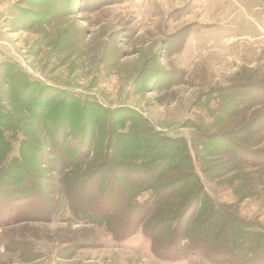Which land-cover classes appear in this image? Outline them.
Instances as JSON below:
<instances>
[{
    "label": "rangeland",
    "instance_id": "obj_1",
    "mask_svg": "<svg viewBox=\"0 0 264 264\" xmlns=\"http://www.w3.org/2000/svg\"><path fill=\"white\" fill-rule=\"evenodd\" d=\"M243 98L264 101V0H0V110L22 119V129L33 127L45 152L54 151L43 138L51 125L59 133L70 129L63 124L70 111L56 108L63 101L94 103L116 121L135 113L170 137L191 139L199 126L210 135L232 129L220 113ZM262 104L248 114L254 121L261 115L258 123L243 129H264ZM85 108L72 114L80 121L68 131L73 137L93 131L84 121L101 116ZM10 144L18 150L19 142ZM37 174L44 193L56 186L57 175ZM228 177L204 185L232 204L238 199ZM3 197L0 264H199L160 261L140 233L116 240L106 227L77 224L70 214L61 222L27 221L31 208L21 206L27 202ZM240 210L264 224V191Z\"/></svg>",
    "mask_w": 264,
    "mask_h": 264
},
{
    "label": "trees",
    "instance_id": "obj_2",
    "mask_svg": "<svg viewBox=\"0 0 264 264\" xmlns=\"http://www.w3.org/2000/svg\"><path fill=\"white\" fill-rule=\"evenodd\" d=\"M249 100L243 98L233 111L220 113L232 129L210 135L208 127L199 126L191 139L170 137L135 113L116 121L94 103L66 106L63 101L56 108L61 113L70 111L63 120L69 132L80 126L79 120L71 118L77 110L81 113L80 108L94 107L101 116L90 125L84 121L82 127L93 125V131L86 128L74 137L51 125L43 137L54 149L48 152L37 147L39 137L33 127L22 129L26 126L22 119L1 109L0 194L9 201L27 202L21 205L31 208L27 221L61 222L70 214L77 224L106 227L116 240L140 233L160 261L264 264V224L244 219L240 210L246 199L264 191V151H257L264 142V129L248 130L261 118L254 121L249 112L255 113L264 101ZM21 102L25 107L27 99ZM39 115L43 121V111ZM99 129L107 134L98 133ZM11 140L19 142L17 151ZM224 159L225 163L216 165ZM41 169L57 175L56 186H48L45 193L37 180ZM225 177L236 203L206 191V180ZM144 194L149 197L140 203ZM1 221V226H8L6 219Z\"/></svg>",
    "mask_w": 264,
    "mask_h": 264
}]
</instances>
